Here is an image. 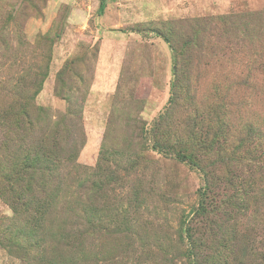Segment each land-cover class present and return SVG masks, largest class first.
<instances>
[{"label": "rangeland", "instance_id": "obj_1", "mask_svg": "<svg viewBox=\"0 0 264 264\" xmlns=\"http://www.w3.org/2000/svg\"><path fill=\"white\" fill-rule=\"evenodd\" d=\"M0 264H264V0H0Z\"/></svg>", "mask_w": 264, "mask_h": 264}, {"label": "trees", "instance_id": "obj_2", "mask_svg": "<svg viewBox=\"0 0 264 264\" xmlns=\"http://www.w3.org/2000/svg\"><path fill=\"white\" fill-rule=\"evenodd\" d=\"M103 9H104V3H103V1H102L101 4H100V6H99V15L102 14ZM166 42H167V41H166ZM167 43H168V42H167Z\"/></svg>", "mask_w": 264, "mask_h": 264}]
</instances>
